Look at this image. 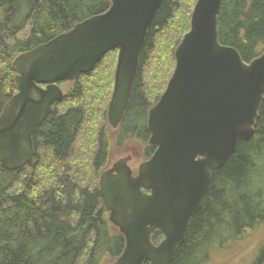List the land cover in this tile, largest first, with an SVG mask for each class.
<instances>
[{
    "label": "trees",
    "instance_id": "16d2710c",
    "mask_svg": "<svg viewBox=\"0 0 264 264\" xmlns=\"http://www.w3.org/2000/svg\"><path fill=\"white\" fill-rule=\"evenodd\" d=\"M198 0H166L140 54L129 106L116 138L108 107L118 52L69 84L34 135L35 156L24 168L0 166V264H103L116 261L125 238L110 222L100 176L117 149L150 146V110L174 73L175 51L190 31ZM105 0H0V115L17 94L14 60L78 23L106 13ZM219 41L250 63L264 53V0H224ZM144 162V161H143ZM264 230V101L256 132L241 142L212 182L172 264H209L213 249ZM163 236L157 232L153 241ZM253 264H264V246Z\"/></svg>",
    "mask_w": 264,
    "mask_h": 264
},
{
    "label": "water",
    "instance_id": "95a60500",
    "mask_svg": "<svg viewBox=\"0 0 264 264\" xmlns=\"http://www.w3.org/2000/svg\"><path fill=\"white\" fill-rule=\"evenodd\" d=\"M110 9L21 54L17 94L0 115V166L15 171L35 156L34 135L65 92L60 83L90 73L118 52L108 122L124 119L149 30L166 0H105ZM224 0H198L175 70L148 117L153 156L137 174L129 155L100 176L110 222L125 238L113 264H172L212 182L241 142L253 139L264 101V53L245 62L219 41ZM163 240L156 244L153 235Z\"/></svg>",
    "mask_w": 264,
    "mask_h": 264
},
{
    "label": "rangeland",
    "instance_id": "374dc122",
    "mask_svg": "<svg viewBox=\"0 0 264 264\" xmlns=\"http://www.w3.org/2000/svg\"><path fill=\"white\" fill-rule=\"evenodd\" d=\"M69 84H63L65 93ZM111 127V126H110ZM118 130L109 128L110 138H116ZM131 155L130 166L137 170L144 160V147L138 142H133L129 146L117 149L112 147L109 168L122 158ZM264 246V230H258L253 234H248L243 239L230 242L229 244L213 249L209 264H253L259 252ZM114 261L105 260L103 264H113Z\"/></svg>",
    "mask_w": 264,
    "mask_h": 264
},
{
    "label": "flooded vegetation",
    "instance_id": "af4514ba",
    "mask_svg": "<svg viewBox=\"0 0 264 264\" xmlns=\"http://www.w3.org/2000/svg\"><path fill=\"white\" fill-rule=\"evenodd\" d=\"M134 173H137V170H135Z\"/></svg>",
    "mask_w": 264,
    "mask_h": 264
}]
</instances>
